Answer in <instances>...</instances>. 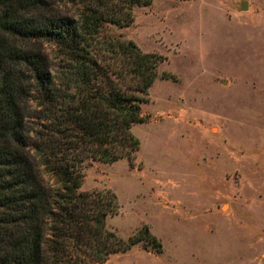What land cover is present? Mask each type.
<instances>
[{
	"label": "rangeland",
	"instance_id": "rangeland-1",
	"mask_svg": "<svg viewBox=\"0 0 264 264\" xmlns=\"http://www.w3.org/2000/svg\"><path fill=\"white\" fill-rule=\"evenodd\" d=\"M134 15L105 32L165 58L132 128L141 148L134 167L86 162L81 191L113 190L108 228L128 240L147 226L162 249L103 264H264V0H154Z\"/></svg>",
	"mask_w": 264,
	"mask_h": 264
},
{
	"label": "trees",
	"instance_id": "trees-1",
	"mask_svg": "<svg viewBox=\"0 0 264 264\" xmlns=\"http://www.w3.org/2000/svg\"><path fill=\"white\" fill-rule=\"evenodd\" d=\"M153 2L0 0V264H103L141 242L162 249L147 226L128 240L108 228L120 212L113 190L81 191L86 162L134 167L132 128L165 58L105 28L130 26Z\"/></svg>",
	"mask_w": 264,
	"mask_h": 264
},
{
	"label": "water",
	"instance_id": "water-1",
	"mask_svg": "<svg viewBox=\"0 0 264 264\" xmlns=\"http://www.w3.org/2000/svg\"><path fill=\"white\" fill-rule=\"evenodd\" d=\"M240 6H241V10H242V11H244V10L247 9V3L244 2V1H242V2L240 3Z\"/></svg>",
	"mask_w": 264,
	"mask_h": 264
}]
</instances>
